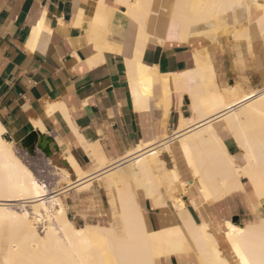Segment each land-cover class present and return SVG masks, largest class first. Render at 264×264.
Masks as SVG:
<instances>
[{"label": "bare ground", "instance_id": "obj_1", "mask_svg": "<svg viewBox=\"0 0 264 264\" xmlns=\"http://www.w3.org/2000/svg\"><path fill=\"white\" fill-rule=\"evenodd\" d=\"M117 2L126 5L137 33L132 75L139 71V59L150 41L204 39L215 48L226 37L240 49L246 45L255 57H264V0ZM194 59L193 70L173 75L176 94L191 99V118L182 125L187 129L171 136L189 181L183 178L184 168L178 169L168 142L164 146L175 162L173 169L165 166L160 149L145 143L89 178L90 173L79 169L72 158L65 160L66 169L83 177L80 183L85 186L94 177L107 176L113 192L106 211L111 228L76 227L58 194L48 193L18 156L16 143L5 139L0 122V223H7L9 230L2 264H172L174 260L176 264H264V218H259L258 226L224 220L223 227L213 229L203 216L207 205L237 193L245 196L254 212L264 201V85L256 90L221 87L209 51L196 52ZM238 61L244 65L242 51ZM139 73L145 77L139 85L132 82L136 104L154 79L149 67ZM228 140L236 145V154L229 152ZM186 195L200 213V222L188 211ZM143 196L153 198L157 229L147 223L140 203Z\"/></svg>", "mask_w": 264, "mask_h": 264}, {"label": "crops", "instance_id": "obj_2", "mask_svg": "<svg viewBox=\"0 0 264 264\" xmlns=\"http://www.w3.org/2000/svg\"><path fill=\"white\" fill-rule=\"evenodd\" d=\"M220 46L221 41L214 48L204 39L147 43L138 69L149 67L154 79L136 104L132 86L145 76L130 72L137 33L126 5L117 0H0V122L6 130L5 139L21 145L33 132L50 137L56 155L62 161L72 158L79 169L90 173L88 178L115 165L140 145L151 144L150 148L160 149L167 168L173 169L178 162V169L184 168V180L189 181L184 159L171 136L187 129L182 125L191 118V99L188 94H176L173 75L193 70L194 54L208 50L221 87H257L246 84L235 73L236 66L229 68L218 61ZM255 58L264 67V57ZM238 60L237 68L242 69ZM167 142L175 162L165 147ZM227 142L229 152L236 154V145ZM99 166L103 169L97 170ZM73 177L65 186L69 198L77 195L76 186L84 179ZM91 181L90 190L107 197L100 181L96 177ZM143 200L148 222L157 229L153 199L144 196ZM184 201L200 222L201 215L188 195ZM203 216L213 229L223 227L225 221L245 225L264 218V201L253 212L245 196L237 193L207 205Z\"/></svg>", "mask_w": 264, "mask_h": 264}, {"label": "rangeland", "instance_id": "obj_3", "mask_svg": "<svg viewBox=\"0 0 264 264\" xmlns=\"http://www.w3.org/2000/svg\"><path fill=\"white\" fill-rule=\"evenodd\" d=\"M244 24H247V21L244 19ZM255 32V31H254ZM255 34V33H254ZM253 34V35H254ZM260 41V39H257ZM221 46L217 50L218 61L224 62L229 68L236 66V74L240 78H243L246 81V84L257 88L263 87V76L262 71L264 70L256 61L254 55H252L246 45H242L241 49L237 47L236 43L229 38L223 37L221 40ZM235 44V45H234ZM246 47V48H245ZM238 51H242V58L244 60V67L242 69L237 68V60L239 58ZM248 54V55H247ZM252 55V56H250ZM254 61V62H253ZM264 63V62H263ZM236 77V75H234ZM15 151L18 156L23 160V162L30 168L34 174L37 181L48 191L51 195H57L58 198L62 201L65 206L66 213L68 218L75 224L76 227L81 228L87 224L91 225H100L105 227H110L106 211L110 205V200L112 199V184H110L107 176L101 175L100 178H97L102 187H105L107 191V197H100L98 193L90 190V185L85 186V183H79L77 195L69 198L68 190H65V186L70 185L74 180L73 175L75 174L78 179H82L76 171L71 169H66V166L62 165V159L56 155L54 152L53 158H46L45 155L36 151L34 155L23 149L20 145L15 146ZM161 152V151H160ZM161 152V158L163 159ZM182 157V156H181ZM106 167V166H105ZM186 168V166H185ZM97 170L103 169L102 166L96 167ZM190 180V179H189ZM92 183V182H91ZM248 192L251 193V188L245 181ZM169 193H172L171 189H167ZM82 191H85L82 193ZM144 197V196H143ZM143 197L140 199V203L143 205ZM153 199V198H152ZM184 199V197H183ZM250 209L253 211V207L247 202ZM16 210H21L20 207H17ZM145 210V209H144ZM254 212V211H253ZM147 223L151 228V225L148 222V216L146 211H144ZM248 226H258L259 218L254 221L245 223ZM7 223H0V259L2 260L1 254L4 253V249L8 246V228ZM152 229V228H151ZM7 245V246H6ZM4 246V247H3ZM2 264V261L0 262Z\"/></svg>", "mask_w": 264, "mask_h": 264}, {"label": "water", "instance_id": "obj_4", "mask_svg": "<svg viewBox=\"0 0 264 264\" xmlns=\"http://www.w3.org/2000/svg\"><path fill=\"white\" fill-rule=\"evenodd\" d=\"M20 146L26 149L30 155H34L38 150L48 159L53 158L55 152L53 139L37 132H33L26 137ZM61 163L67 166L65 161H61Z\"/></svg>", "mask_w": 264, "mask_h": 264}]
</instances>
